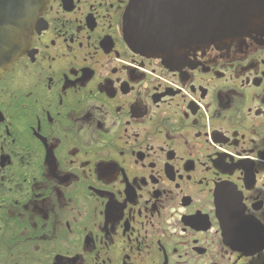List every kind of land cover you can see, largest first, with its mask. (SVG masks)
Listing matches in <instances>:
<instances>
[{
	"label": "flooded vegetation",
	"instance_id": "obj_1",
	"mask_svg": "<svg viewBox=\"0 0 264 264\" xmlns=\"http://www.w3.org/2000/svg\"><path fill=\"white\" fill-rule=\"evenodd\" d=\"M253 1L245 32L165 56L128 33L131 0L44 1L0 79L2 264H264Z\"/></svg>",
	"mask_w": 264,
	"mask_h": 264
},
{
	"label": "water",
	"instance_id": "obj_2",
	"mask_svg": "<svg viewBox=\"0 0 264 264\" xmlns=\"http://www.w3.org/2000/svg\"><path fill=\"white\" fill-rule=\"evenodd\" d=\"M183 4L181 13L186 11V17L179 13L176 19L175 12ZM251 8L249 0H131L126 26L148 53L165 56L167 52L177 53L188 41L190 45L213 43L245 32L262 9L257 4L256 11ZM42 10L41 0H0V74L23 53L30 41L32 23ZM198 13L204 14L201 25L198 20H190V28L175 26L186 23L187 18H197Z\"/></svg>",
	"mask_w": 264,
	"mask_h": 264
},
{
	"label": "trees",
	"instance_id": "obj_3",
	"mask_svg": "<svg viewBox=\"0 0 264 264\" xmlns=\"http://www.w3.org/2000/svg\"><path fill=\"white\" fill-rule=\"evenodd\" d=\"M6 225L3 223L0 230V264H2L6 259H9V255L6 253L8 250V245H6Z\"/></svg>",
	"mask_w": 264,
	"mask_h": 264
}]
</instances>
